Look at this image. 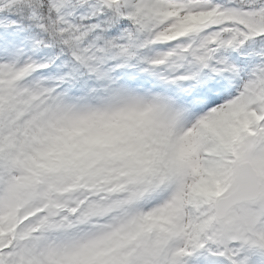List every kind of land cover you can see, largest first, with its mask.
I'll return each instance as SVG.
<instances>
[{"label":"snow or ice","instance_id":"snow-or-ice-1","mask_svg":"<svg viewBox=\"0 0 264 264\" xmlns=\"http://www.w3.org/2000/svg\"><path fill=\"white\" fill-rule=\"evenodd\" d=\"M0 264H264V0H0Z\"/></svg>","mask_w":264,"mask_h":264}]
</instances>
